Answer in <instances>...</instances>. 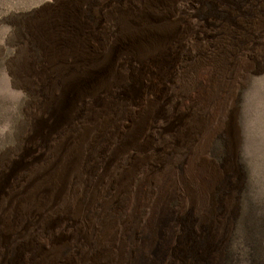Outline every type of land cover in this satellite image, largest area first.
<instances>
[{
  "label": "bare ground",
  "instance_id": "bare-ground-1",
  "mask_svg": "<svg viewBox=\"0 0 264 264\" xmlns=\"http://www.w3.org/2000/svg\"><path fill=\"white\" fill-rule=\"evenodd\" d=\"M214 1L229 14L230 1ZM202 3L200 0L196 10L199 15L178 16L195 26L204 25ZM248 11L240 9L237 15L247 21L254 6ZM145 18L140 15L137 22L132 15H99L97 25L107 33L114 27L117 35L98 40L96 49L102 54L94 58L96 71L70 81L60 96L44 107L48 119L36 125L31 136L32 141L42 142L43 148L30 160L24 159L13 176L44 160L48 156L44 150L77 125L83 110H91L96 117L110 112L115 119L110 129L82 147V157L61 160L60 155L55 156L41 175L28 176V186L37 183L39 187L28 195L24 206L17 203L4 216L0 212V245L6 253L1 263L190 264L192 260L193 264H224L217 242L222 237L219 213L225 210L226 195L236 186L233 143L229 141L231 157L225 164L209 157L185 161L170 183L158 191L149 186L152 173H139L138 157L148 154L151 143L175 146L178 133H190V127H181L186 112L167 116L166 109L174 113L181 106L188 109L203 97L207 86L203 80L186 97L176 93L175 80H186V73L195 65L190 62L197 58L189 49L191 39L182 32L178 37L179 30H141L139 24ZM52 25L45 24L42 29L43 43L38 46L44 56L69 43L49 38ZM159 150L158 146L154 152ZM4 190L1 185L0 196ZM105 200L113 201V210L103 206ZM230 207L232 212L233 204ZM195 210L200 218H195L194 230L182 232L183 215ZM115 212L122 214L120 219L115 218ZM66 214L75 218L48 231L52 219ZM113 219L118 225L103 244L104 231ZM7 232L29 236L14 243Z\"/></svg>",
  "mask_w": 264,
  "mask_h": 264
},
{
  "label": "rangeland",
  "instance_id": "rangeland-1",
  "mask_svg": "<svg viewBox=\"0 0 264 264\" xmlns=\"http://www.w3.org/2000/svg\"><path fill=\"white\" fill-rule=\"evenodd\" d=\"M199 1L0 0V186L5 189L0 196L1 216L17 203L24 206L28 195L39 187L37 183L28 186V176L41 175L55 156L60 155L61 160L82 157V147L112 126V113L96 117L85 109L77 125L70 126L44 150L48 154L44 160L35 161L31 170L21 169L12 175L24 159L30 160L43 148L42 142L32 141L31 136L34 127L48 119L44 107L60 96V90L70 81L96 71L94 58L102 54L96 49L98 40L117 35L114 27L107 29L111 34L97 25L99 15H132L135 20L146 15L139 24L141 30H179L178 37L182 32L191 39L189 49L197 58L190 62L195 65L186 73V80H175L176 93L186 97L203 80L207 86L203 97L188 109L181 106L178 113L166 109L167 116L186 112L181 127H190V133H178L175 146L151 143L148 154L138 157L139 173H152L148 183L158 191L170 183L185 161L209 157L219 165L228 162L231 141L236 186L225 197L224 213H219L222 237L217 241L218 250L224 264H264V2L228 0L230 12L226 14L217 1L201 0L203 20L207 21L201 26L178 16L199 15ZM252 5L254 12L242 21L238 11L249 12ZM48 23L53 24L48 28L51 40L69 43L44 56L39 46L43 43L42 29ZM80 44L79 50L76 46ZM158 146L161 150L154 152ZM94 156L95 160L99 158ZM56 172L53 176L59 170ZM10 175L11 181H7ZM112 189L116 192L115 186ZM112 203L105 200L103 206L113 210ZM121 216L115 212V218ZM73 217L66 214L52 219L48 231H56ZM195 218H200L196 210L192 215H183L182 232L192 233ZM117 225L118 220L109 222L103 244L110 240ZM7 234L13 242L29 236ZM3 257L5 247L0 245L1 261Z\"/></svg>",
  "mask_w": 264,
  "mask_h": 264
}]
</instances>
